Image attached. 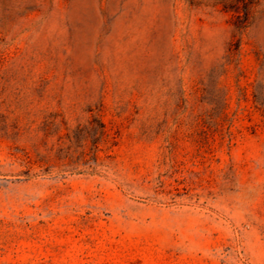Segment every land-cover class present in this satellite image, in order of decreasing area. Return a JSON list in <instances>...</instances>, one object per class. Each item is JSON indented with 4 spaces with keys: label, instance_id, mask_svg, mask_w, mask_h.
Returning a JSON list of instances; mask_svg holds the SVG:
<instances>
[{
    "label": "rangeland",
    "instance_id": "rangeland-1",
    "mask_svg": "<svg viewBox=\"0 0 264 264\" xmlns=\"http://www.w3.org/2000/svg\"><path fill=\"white\" fill-rule=\"evenodd\" d=\"M0 264H264V0H0Z\"/></svg>",
    "mask_w": 264,
    "mask_h": 264
}]
</instances>
